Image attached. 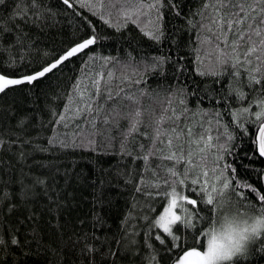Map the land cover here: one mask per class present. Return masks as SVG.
Instances as JSON below:
<instances>
[{"label": "snow or ice", "instance_id": "6c2138e0", "mask_svg": "<svg viewBox=\"0 0 264 264\" xmlns=\"http://www.w3.org/2000/svg\"><path fill=\"white\" fill-rule=\"evenodd\" d=\"M13 2L16 4L15 11L6 21L0 17V97H6L10 92L25 86L31 91L50 74L62 71L73 58L80 59L85 67L83 77L75 79L65 96L52 98L53 101L65 99L64 108L57 112L53 105H48L52 118L39 125L37 137L43 135L48 124L52 125V134L47 138L51 148L34 143L36 138L24 137L27 118L18 121L17 127L21 131L14 134L16 139H0V150L8 151L15 158L13 164L0 157V170L11 177L16 165L20 166L15 181H3L0 176V183H15L20 189L17 194L19 203L11 202V194L7 190L0 195V264H8L7 257H12L13 264H17L16 251L25 256L31 255L24 253L23 249L29 247L32 241L26 235L22 241L19 227L9 226V218L15 212L27 209L29 214L25 219L33 221L36 213L31 211L28 201L37 196H43L49 203L56 204L57 209L63 207L59 202V192L56 191L55 174L48 176L32 171L33 168L38 171L50 169L52 162L33 158L32 164H29L28 158L34 153L49 152L56 147L61 150L83 149L85 145L89 151L103 150L104 154H117L131 159V165H124L128 171H119L117 175L126 177L125 184L132 186L133 206L121 221L120 230L109 236L106 221L100 212L94 210L96 205L102 204V200L94 199L92 220L79 221L80 225L88 223L89 228L74 231L61 247V252L75 255L72 264H76V261L79 264H118L124 257L139 260L140 264H221V261L225 264H251V256L264 253V234L260 233L254 236L245 252L235 256L210 251L207 244L209 228L206 244L204 240L196 243L203 225L210 223L212 213L223 212L224 204H233V198L236 207L244 209L237 211L239 216L249 213L264 216V176H261L264 168L256 170V175L251 179L242 181L234 166V159L247 158L255 162L264 158V0H202L200 8L195 12L190 11L188 17L182 15L181 5L176 0H58V3L71 9L72 14L80 18L81 34L75 37L70 46L45 52V57L50 59L37 61L35 66L29 59L35 58L32 51L35 41L31 32H25L21 24L40 29L46 20L54 18L55 13L46 0ZM5 5L6 0H0V6ZM96 5L101 9L107 6L115 12L120 23L117 31L127 28L129 24L136 25L146 38L147 48L159 49L167 44L165 53L180 47L177 37L187 29L173 26L172 22L185 19L189 29L197 33V47L193 48L196 63L202 66L204 57L200 53L211 48L219 69L205 71L194 65L193 72L200 77H213V85L209 87L221 94V100L214 102L222 105L225 112L191 108L189 95L199 101L197 90L189 94L185 88L169 86L165 90L166 95L157 99L151 90L137 87L147 83L139 74L159 71L163 75L165 64L173 65L174 78L179 79L188 73V66L178 63L184 57L174 59L172 54L141 55L137 59L129 52L127 60L101 57L100 70H95V65L83 61L82 58L89 56V53H93L91 59L96 60L94 49L101 37L92 20L82 11L78 12L77 8H88L95 16L98 14ZM112 26L109 23V27ZM6 34L12 36L7 42ZM118 70H123L120 75H117ZM133 76L137 78L133 79ZM224 81L228 82L227 86ZM234 82L241 89H248V92L237 93ZM254 96L262 98L260 110L256 112L251 109L257 105L249 99ZM173 97L177 98L178 107L173 104ZM145 100L150 102L151 107L145 106ZM229 101L248 104V107L237 108L234 113ZM223 114L235 116V126L226 125L230 129L227 134L218 127L213 135V118L219 125ZM204 117L208 118L206 122ZM122 122L126 127H122ZM141 129L144 131L141 132ZM135 136L148 141L147 145L135 141ZM245 142L251 144L252 148L241 156ZM117 143L118 151L113 153L111 149ZM12 145L18 146L17 151L12 152ZM26 145L31 147V151L26 149ZM129 146L140 155H134ZM215 152L223 155L215 156L209 168V157ZM156 160L170 161L171 167L162 170L161 165H156L153 168ZM181 165L183 173L178 170ZM201 167L204 170L197 173L196 169ZM209 171L213 175L219 172V179L210 182ZM149 173L152 178H149ZM189 173L195 174V178L190 181L189 194L180 195L176 186L184 185ZM50 180L54 182L51 188ZM162 185L171 188V192H157L156 195L162 199L170 195L171 199L163 212L151 219L137 207L136 194L151 202L154 200L152 190ZM103 186L104 181H101V188ZM37 188L40 192L36 191ZM51 192L56 193L57 199H53ZM5 201H8L6 206ZM184 204L189 207H183ZM178 206L183 215L177 214ZM43 207L47 208V205ZM57 209L48 208V211L51 213ZM137 212L141 214L135 215ZM201 213L206 215L202 216ZM136 219L147 222L141 226L143 232L129 223ZM197 221L203 224L197 226ZM23 223L24 220L17 217L16 224ZM32 231L37 249L45 247L37 238L36 229ZM141 236L142 241L138 239ZM189 236L191 241L187 239ZM50 251L58 255L55 249ZM36 255H40V252L37 251ZM49 264L52 262L49 261Z\"/></svg>", "mask_w": 264, "mask_h": 264}, {"label": "trees", "instance_id": "16d2710c", "mask_svg": "<svg viewBox=\"0 0 264 264\" xmlns=\"http://www.w3.org/2000/svg\"><path fill=\"white\" fill-rule=\"evenodd\" d=\"M47 4L51 7L52 11L55 13L53 19L46 20L40 29L35 27H25L21 24L25 32H31L32 39L35 41V47L33 48V53L35 58L29 57L32 60L33 66H35L37 61L43 62L44 59H50V57H45V52H51L53 49H62L70 46L77 35H80L79 26L82 23L80 18L72 14L71 9H66L65 6L58 3V0H46ZM106 2V0H105ZM202 0H176V3L181 5L182 15L188 17L191 12L197 11L201 6ZM98 9L97 15H92L91 10L88 8H77V11H82L85 15L92 20L96 25V30L101 37L98 45L94 49V54L96 60L91 59L93 53H89V56L83 57V61H87L88 65H95V70H100V58L101 57H116L120 60H127V54L132 53L137 59L141 55L144 56H160L165 54H172L174 59L179 57H184L183 60H178V63L186 64L188 66V73H185L179 79L174 78V67L171 64H165L163 68V75L159 71H149L147 74L141 73L142 79L147 83L144 85H138L137 87H145L156 95L157 99H162L166 95V89L169 86H179L185 88L189 94L194 90L198 91L200 100L197 101L195 98L189 95V106L191 108H203V109H215L220 113H224L225 109L222 105L215 103L214 101L221 100V94L218 91H213L211 85H213V77H200L193 72V66L202 67L205 71H219L215 64V55L212 54L213 50L208 48L206 51H201L200 55L204 57L203 65L196 63L193 48L197 47L196 44V31L189 29L185 19L175 20L172 22L173 26H178L182 29H187L182 31L177 39L180 41L179 48H172L171 52L165 53V49L168 45H162L159 49L147 48L146 38L143 37L141 31L136 25L129 24L127 28H122L121 31H117L116 28L120 27L117 16L112 9L107 6L103 9L96 5ZM16 4L13 0H6L5 6H0V17L6 21L8 17L15 11ZM112 13L111 16L109 13ZM102 17V18H101ZM167 19V13L165 15ZM107 21V23H106ZM20 23V21H16ZM109 23L113 26L109 27ZM10 26V25H9ZM42 29V30H41ZM207 35V33H205ZM12 39V36L5 35V41ZM143 48V50H141ZM8 53H5L7 56ZM85 65L80 59L73 58L71 63H68L62 71L57 72L55 75H49L42 82L33 88L31 91L25 86L22 89H18L15 92H10L6 97H0V139L5 141L16 139L15 133H19L21 130L17 127L18 121L22 118H27L25 121V128L27 131L24 133V137L36 138L34 143L41 144L45 147L51 148L48 145L47 138L52 134V125L48 124L42 136L37 137L40 131L39 125L41 122H47L52 117L47 109L48 105H53L57 112L62 110L65 105V99L61 98L53 101V97H63L71 89L72 84L75 79L83 77ZM23 70V69H22ZM123 70H118L117 75H120ZM191 73V75H189ZM137 76H133L136 79ZM227 86V81H224ZM219 88V85L215 86ZM233 87L236 92L239 93L243 91L248 92V89H241L239 85L233 83ZM207 90V92H206ZM173 104H176V97H173ZM252 103L257 106L251 109L252 112L260 110L261 97L254 96L249 98ZM232 104V111L240 107H248V104H238L229 101ZM145 106L151 107L148 100H145ZM207 117H204L205 122ZM235 116H229L223 114L219 120V125L215 118H213V135L216 134V130L219 127L220 131L226 134L230 131L226 127L228 124L235 126L233 121ZM122 127H126L122 122ZM144 129H141L143 132ZM135 141L144 143L147 145L148 141L144 140L141 136H135ZM246 141V138H245ZM27 150L31 151V147L26 145ZM7 145H5V149ZM119 145H115L111 151L116 153L118 151ZM130 150L133 151L134 155H140L138 151L129 146ZM251 144L245 142L244 146L241 148V156L244 152L251 151ZM18 146L12 145V152L17 151ZM217 155H223V153L215 152L209 157V168H211V161ZM0 157L6 161H10L15 164V158L5 150H0ZM33 158L38 161L52 162L53 166L50 169L37 170L32 169L33 172L37 174L51 176L55 174V186L56 191L59 192V202L63 207L57 209L56 204L49 203L48 199L43 196H37L34 200H29L28 204L31 207V211L36 213V218L33 221H27L25 218L28 216V210L22 209L15 212L9 219L11 227H19L21 235V240L25 239V235L29 241H32L29 247L23 249L24 253H31V255H22L20 251H16L15 257L17 264H72L75 260V255L69 256L67 252H61V247L64 242L69 239L74 231L87 230L89 224L85 223L80 225V220L91 221L92 211L94 209L93 200H102V204L95 206V211L100 212L103 216L104 221H106V228H109L108 235L111 236L120 230V223L128 214L129 210L133 206V188L130 185L125 184L126 177L117 175L119 171L127 172L128 169L124 165H131L132 161L128 157H122L117 154H104L103 150L94 152L87 150V145L83 149H66L61 150L59 147L51 149L49 152L44 153H34L33 156L28 158V163L32 164ZM142 163V162H138ZM156 165H161V169L171 167L170 161L156 160L153 163V168ZM234 166L237 169L238 178L242 181L251 179L256 175V170L264 168V158L257 159L255 162L250 161L247 158L234 159ZM248 166V167H245ZM19 165H16V169L12 171L11 177L6 172L0 170V176L3 177V181H8L11 179L15 181L18 176L17 169ZM183 173V166L181 165L178 169ZM204 169L198 168L196 172H202ZM25 171H28L25 168ZM161 175L163 172L161 171ZM149 178L151 173L148 174ZM220 173L217 172L215 175L209 171L210 182L212 180H218ZM264 176V173H261ZM195 178L194 173H189L188 179L185 180L184 185H177L176 189L180 195H188L190 188V181ZM201 179H203L201 177ZM95 181V183H93ZM101 181H104V186L101 188ZM53 181H49V187L51 188ZM255 183V181H253ZM7 190L11 194V202L19 203V196L17 195L20 191L19 185L15 183L4 184L0 183V195L4 194ZM37 192L40 189L37 188ZM154 200L147 202L145 197L136 194L137 207L142 211L144 215H148L151 219L157 218L162 212L163 208L167 207L168 200L171 196L167 198H161L157 196L156 193H170L171 188L162 185L159 189H153ZM199 191V189H197ZM53 199H57L56 193H50ZM191 198V197H190ZM233 204H224V211L226 209L237 211H244V209H238L236 207L235 198H233ZM250 202V201H249ZM5 206L8 201H5ZM47 205V208L43 207ZM183 207L188 208L186 204ZM48 208L57 209V211L49 212ZM145 209H154V211H144ZM179 214V206L177 208ZM223 211V212H224ZM223 212L214 211L210 218V223L203 225L202 231L196 237V243L201 240L205 241L206 244V233L210 226H213L217 222V218L221 216ZM140 212L135 213V215H140ZM202 216L206 215L201 213ZM17 217L20 220H24L23 224L17 225ZM131 225L136 227L138 230L143 232V225L147 222L136 219L129 222ZM202 221H197V226H201ZM33 228L36 229L37 238L40 243L45 247L37 249V244L33 240ZM103 235V232L100 233ZM141 241L143 236L138 237ZM191 241V237H187ZM51 249H55L58 255H53ZM39 251L40 255H36ZM61 256L63 259L61 260ZM8 264H13V258L7 257ZM251 264H264V253H258L250 257ZM79 264V261H76ZM118 264H140L139 260L133 261L128 257L121 259Z\"/></svg>", "mask_w": 264, "mask_h": 264}, {"label": "clouds", "instance_id": "9594fccd", "mask_svg": "<svg viewBox=\"0 0 264 264\" xmlns=\"http://www.w3.org/2000/svg\"><path fill=\"white\" fill-rule=\"evenodd\" d=\"M212 228L215 229L214 233ZM257 233L264 234V216L255 213L239 216L228 212L219 216L216 224L209 227L207 244L212 252L235 256L247 250ZM221 264L225 262L221 261Z\"/></svg>", "mask_w": 264, "mask_h": 264}, {"label": "rangeland", "instance_id": "374dc122", "mask_svg": "<svg viewBox=\"0 0 264 264\" xmlns=\"http://www.w3.org/2000/svg\"><path fill=\"white\" fill-rule=\"evenodd\" d=\"M176 211H177V210H176ZM228 212H234V213H235L234 210L226 209V210L221 214V216L225 215V214L228 213ZM177 214H179L178 211H177Z\"/></svg>", "mask_w": 264, "mask_h": 264}]
</instances>
